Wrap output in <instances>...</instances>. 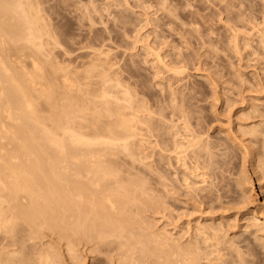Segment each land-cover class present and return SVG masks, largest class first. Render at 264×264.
<instances>
[{
  "label": "rangeland",
  "instance_id": "1",
  "mask_svg": "<svg viewBox=\"0 0 264 264\" xmlns=\"http://www.w3.org/2000/svg\"><path fill=\"white\" fill-rule=\"evenodd\" d=\"M18 1L46 24L35 40L44 62L72 74L125 75L154 123L132 168L144 191L139 226L72 252L44 227L20 248L31 263L51 255L50 264H163L160 251L195 247L204 229L216 238L200 244V264H264V231L250 225L264 202V0ZM22 29L27 38L30 28ZM20 58L30 71L23 56L9 60ZM190 149L201 166L183 160Z\"/></svg>",
  "mask_w": 264,
  "mask_h": 264
},
{
  "label": "bare ground",
  "instance_id": "2",
  "mask_svg": "<svg viewBox=\"0 0 264 264\" xmlns=\"http://www.w3.org/2000/svg\"><path fill=\"white\" fill-rule=\"evenodd\" d=\"M16 1L15 9L13 0H0V264H33L31 253L22 250L44 227L60 234L68 252L83 241L98 248L108 237L137 228L144 191L132 168L142 159L143 137L154 123L141 90L125 85V75L103 71L98 87L95 71L72 74L52 59L44 62L35 40L45 23L37 22L34 6ZM24 23L31 30L30 50L21 44L24 37L28 41ZM11 55L28 59L31 70L22 58L10 61ZM183 157L195 168L202 164L192 149ZM250 225L264 231V202L252 212ZM199 232L195 247L175 244L160 251L159 260L200 264V244L216 234ZM209 247L222 259L218 242ZM42 258L40 264L52 263L51 255ZM248 263L255 262L243 259Z\"/></svg>",
  "mask_w": 264,
  "mask_h": 264
}]
</instances>
